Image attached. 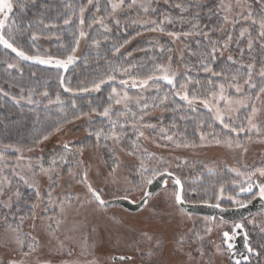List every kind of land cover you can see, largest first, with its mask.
Listing matches in <instances>:
<instances>
[{"label": "snow or ice", "instance_id": "6c2138e0", "mask_svg": "<svg viewBox=\"0 0 264 264\" xmlns=\"http://www.w3.org/2000/svg\"><path fill=\"white\" fill-rule=\"evenodd\" d=\"M264 4V0H260ZM153 0H107V6L104 8V14L100 16H93L90 23L85 19V11L89 5L95 8L96 13H100L101 9L97 2L94 3V0H87V4H82L79 7V32L78 37L75 40L76 46L72 47L66 58H54L48 56L47 58L41 57L39 55H29L27 54L17 43L16 36V20L12 17L14 2L13 0H0V46H3L4 49L10 50L12 53H15V56L19 60L23 61H34L42 65H51L58 69L67 70L69 65L73 64L76 57L75 53L77 51V46L79 45L80 38H85L88 36V33L84 30L86 28H92L93 25H99L105 32L110 31L107 18L111 17L114 22L119 25L120 20L117 18V14L123 12L125 8L128 11L139 10L142 11L145 15L151 16L152 14L158 13L157 8L152 7ZM165 4H169L171 7L175 8L179 12L178 17L160 13L156 19H146L141 24V27L145 31L153 33H164L166 34L171 42L175 43L177 41L184 44L183 51H187L190 56H196L198 58V63L195 65L185 64V72L178 74L173 68L172 63L174 60L173 55L167 56V64L165 63H156L154 68L151 71V74H147L143 77L131 75L130 70L137 67V65L132 64L129 67H114L110 65L111 72L106 73L105 77H101L99 81H93L90 87H80L78 89H73L71 86H66L64 82V77L61 75L59 77L60 87L63 88L65 92H89V91H100L101 86L108 82L117 81V73H122L129 76V79L120 78L118 81V87L113 86L111 92L109 93V100L114 101L115 105L123 104V110H117L114 112L113 104L109 103L107 107L103 108V111H99L97 108H93L91 112L81 111L79 115H73L72 119L69 120L64 118L58 120L55 124L49 129L43 130L42 134H38L33 137L30 144L27 146H21L16 144H5L0 141V229H3L6 234L5 247L10 248L13 255L7 261V264H33L32 257L37 256L40 250V245L38 241L31 236L30 233H24L22 230L23 223L26 219H32L33 221L42 218V214L36 213L35 209L38 206H44V212L48 211L46 204H52V192L49 190L47 195V201L41 195L37 184L35 183L36 178L39 175L48 176L49 180L52 182L49 185V188L55 185L54 177L59 178L63 172L64 167H67L68 175L75 179L78 183L84 184L86 186L85 192V203L95 204L97 208H106L108 206V201L103 197L104 191L107 188H112V195L116 199L128 200L130 203H137L136 200L131 199L134 192L141 193L140 201L142 205L147 207L149 205V198L153 196V193L148 190L149 186L155 183L158 180H162L164 177L172 178L173 184L175 185V191L173 193L174 203L180 207L181 212L184 211L183 205L185 204V197L183 193V184L179 177L174 176V173L170 170V164L163 157H149L151 161L155 162V166L149 167L145 163L146 158H140L139 165L133 167L129 170L128 175L123 178L121 181L118 169L120 167L118 158H114V164L110 167L108 172V177H106L107 186L105 189L95 188L89 181L87 166H84L83 171L81 167L83 161L76 159L75 165L76 169L74 170L71 166V160L69 157L74 158L76 152L83 153L84 147H79L76 151H73L71 142H65L62 145V152L54 153L48 160L47 166H45L44 158L39 157L33 163L29 160L27 163L24 162L23 153L25 151H32L33 148L39 146L43 141L49 139L54 133L60 132L66 124L73 123L75 120H79L82 117H90L95 114L100 117L106 118L108 121L107 129L105 127H100L95 130L94 134L97 141V146H99L101 141L107 142L112 141L114 145L119 146L122 141L126 138L127 127H131L133 130V135L136 136V139L132 141L131 148L132 150L128 151L129 156L137 157V147L139 139L145 136V128L154 129L155 125L144 123V117L148 114L150 108L155 107H164L165 102L169 101L172 98V102L175 103V97H178L183 104H176V110H183L187 108L190 111H196V105H202L207 109L210 114V121L218 122L222 126V130H227L228 134H236L238 137L241 133L248 136L251 139L250 133L255 131L258 138L264 139V128L257 125L255 122V117L259 108L257 106V101L260 102L261 106H264V66H262L258 72H255V63L243 62L244 49H240L239 59L233 55L227 56V67L222 68L220 71L215 70L214 63L218 54L223 55L225 51H230L231 43L234 40V35L230 31L224 30V25L231 23L236 25L243 20L246 23H249L250 26H258L259 38L264 41V9L261 10L259 18H257L253 12L250 10V6L247 5V0H236L235 4L228 3L224 4L221 0V7L223 8L225 15L223 17V24L221 25V31L224 32V38L213 39L211 31H204L200 29L198 23H194L193 20L198 19L200 13L197 11L193 16V20H189L187 15L192 11L193 8H200L201 5L193 3V0H164ZM21 7L24 5L21 4ZM68 9L71 10V15H67V18L63 19L64 25H69L72 23L73 17L76 15L75 8L72 4L68 5ZM232 14L231 17L229 14ZM137 23V21H133ZM189 24L190 27L187 31L169 30L167 26L175 24ZM40 24H44V21L41 20ZM48 25H45L47 27ZM31 27V25H30ZM140 33H137L139 35ZM248 34V50L252 51L254 41L251 38V33L248 28H241L239 36L235 37L237 46L241 40ZM201 37V39L196 40V50H192L190 43L188 42L189 37ZM37 35L33 33L31 40L35 41ZM107 40V36L104 37ZM92 43L98 45L99 41L93 39ZM129 43L128 40H125L123 44L118 46L113 45L114 52L119 53L120 49L124 47L125 44ZM153 48L156 49L157 45L154 44ZM261 50L264 51V43H261ZM158 51L162 54L158 59H163V53H173L174 49L166 47L163 44L158 45ZM183 60V56L180 58ZM232 66L235 67V70L232 71ZM9 69L15 68L16 63H7ZM193 70L197 72H203L209 74V78L206 81V85L202 83L200 79L194 78L192 76ZM230 73V75H229ZM35 75V73H33ZM258 75L259 80L254 79V76ZM213 78H222L220 82H217ZM132 88H139L141 90L147 89L149 87L154 88L157 93L163 92V96H155L152 98V103L149 104L147 100L143 97H136V106L138 111H132L129 106L130 102L133 100V97L129 95L126 89L129 86ZM7 83V81H6ZM163 85V87H162ZM193 86V87H190ZM9 87H16L19 89L18 96H12L17 103L21 101H26L28 104H37L40 103V99H34V97H40L47 99L48 105L53 104H63L61 95L59 92L56 93L55 98L52 99L47 90L43 92H38L35 88H28L27 90L23 85H9ZM166 88L167 90H164ZM195 89V90H193ZM0 93H3L4 96H9L8 91H4L3 88H0ZM77 103L75 100H72V108L75 109ZM250 109V112L246 114L243 120L239 119L238 113L241 110ZM115 115V119L113 116ZM131 116V124H128V117ZM236 116V119H233V116ZM121 117H124L125 120L123 123L120 122ZM181 119H184L182 116ZM39 117H37V121ZM36 123V122H34ZM206 122L201 120L199 124L203 126ZM208 128L213 127L212 122H207L206 125ZM117 129H120L119 131ZM161 132L164 133V130L161 129ZM163 139L174 142L173 135H168L164 133ZM201 141L206 139V135L202 132L200 136ZM222 141L217 139L215 143L219 144ZM229 147L233 146L241 148L243 147L242 143L236 139L234 141L231 135H228L227 138L223 141ZM105 143V147H107ZM188 147L195 146L189 145L187 143H176V147ZM8 150H11L15 155L16 164L12 166L11 176L4 175V169L8 167L9 156L6 155ZM110 152H115V147L109 148ZM60 169V172H57V169ZM18 169H27L28 173H31V182L28 176L23 171H18ZM236 171L239 176L244 177V181L239 184V192L235 196H229L228 199L232 200L234 203L238 204L240 207H246V204L237 200L236 196H239L242 193L252 194L253 198L258 196L261 200H264V180L256 182L253 180V177L264 178V167H257L248 172H242L238 169H233ZM12 177L18 178L22 181L27 187L35 189V198L36 200L31 202L28 208V212H23V210L18 206L20 192L19 189L15 192H12ZM233 184H237V181H233ZM164 186L167 187V181H164ZM254 188L258 189V192L254 193ZM224 193V187L221 185L220 191L216 194V199L220 200ZM7 196V200L4 197ZM13 196L16 197L14 203ZM68 202L71 201V197L65 198ZM79 199V197H77ZM39 202V203H37ZM56 203L61 207L63 211V206L65 201L57 200ZM250 203V201H249ZM214 207H219V204L213 205ZM9 216L12 217L9 220ZM49 223L48 228H52V217H47ZM35 227V225H33ZM57 227H59V222H57ZM243 225L240 223H235L231 230H224L221 233V244L216 245V253L223 255L228 253L233 257V264H241V261L244 262L250 261L251 255L259 256L252 246L247 232H243L244 247L247 250L248 255L241 253V259H235V244L234 241L238 235V230H243ZM212 231L211 227L206 229L207 233ZM146 240L149 242L152 241V237L147 233H142ZM197 240H202L203 237L199 234H196ZM178 251H183L185 238L183 236L177 241ZM159 246L157 242L156 247ZM261 250L264 251V245H261ZM196 251L200 256V264H203L206 253L202 247H198ZM149 255H153V252L150 251ZM189 261L194 259L192 252L187 253ZM117 259V258H114ZM120 261L130 260V256H119ZM3 264V262H0ZM34 264H49L48 261H41L39 258L34 262ZM88 264H98L97 260L89 261ZM207 264H211L209 260Z\"/></svg>", "mask_w": 264, "mask_h": 264}, {"label": "rangeland", "instance_id": "374dc122", "mask_svg": "<svg viewBox=\"0 0 264 264\" xmlns=\"http://www.w3.org/2000/svg\"><path fill=\"white\" fill-rule=\"evenodd\" d=\"M200 1L207 3L211 0ZM223 2L224 4H235L236 0H223ZM159 3H164V0H153L152 7L153 4ZM247 5L251 8V4L247 3ZM221 9L225 15L222 7ZM131 12L137 17L144 14L135 9ZM231 15L230 13L229 16L231 17ZM225 26L231 28L234 25L229 23ZM176 51L174 60L181 57L180 49H176ZM262 63L264 64V58ZM172 68L179 74L180 69L176 63H172ZM260 68L257 69V74ZM254 79H259L258 75ZM129 95L133 97L129 106L136 105V97L132 96L131 93ZM257 106L259 111L255 117V122L264 128V106H261L259 101H257ZM117 107H123V104L117 105ZM195 107L196 110L208 113L202 105L197 104ZM244 111L245 114L243 115ZM249 112L250 109L241 110L238 113L239 119L243 120ZM94 118H96L95 114L84 120L90 122ZM233 119H236L235 115ZM85 121L76 122L68 130L56 133L57 136L44 147L48 148L53 143L61 146L65 142L78 139L82 132L77 133V128H80L81 123H86ZM214 123L216 126L222 127L218 122ZM163 130L164 133L173 135L175 143L163 139L164 133L161 132L158 125H155L154 129H144L145 136L140 138L136 149L137 157L127 154L131 150V143L136 139V136H131L129 140L125 139L129 149L121 144L116 146L112 141L107 147L102 145L85 147L82 154L78 152L79 160L83 161L81 171H83L84 166H87L90 183L95 188L105 189L107 186L106 177H108L110 167L114 164V158L119 160L118 172L121 181H123L129 170L139 165L140 159L138 157L146 158L145 163L149 167L155 166V162L147 158L152 156L163 157L169 162L170 170L178 175L186 185L185 202L191 204L205 202V204H219L222 207H239L238 204L228 199L229 196H235L239 191V184L244 181V177L239 176L233 169L248 172L257 167H264V139L258 138L255 131L249 134L251 139L243 133L238 137L235 134L233 136L234 141L238 139L243 145V147L237 148L235 143L231 147L223 143L227 137L221 132L205 134L206 139L201 141V134L198 132L196 139L192 129L189 137L192 141L188 143L184 140L183 131H176L173 128L172 130L166 128ZM217 139L222 142L215 143ZM176 143H187L195 146L176 147ZM112 147H115L114 153L109 151V148ZM42 150L43 147L37 146L32 151H25L23 153L24 162L27 163L31 160L35 163ZM8 152L6 155L9 156V162L8 167L4 169V175L11 176L12 166L17 163L15 159L17 154H13L11 150ZM72 165L75 170L76 165ZM18 171H23L31 182V173H28L27 169H18ZM57 172H60L59 168ZM204 177L211 178L201 185L199 181ZM53 179L55 185L49 188L52 182L48 176L39 175L36 178L35 183L44 200L47 201L46 193L51 190L53 203L45 205L48 209L46 213L44 206H38L35 211L42 214V218L35 221L26 219L22 227L23 232L30 233L40 245L38 257L33 256L31 258L33 264L37 258L41 261H48L49 264H88L94 259L97 260L98 264H200V256L196 251L198 247H202L206 253L203 264H207L209 260L211 264H231L227 253L223 255L216 253V245L222 243V231H230L234 225L217 218L181 212L174 203L175 185L169 180H167V187L163 186L149 199L147 207L144 206L137 212H129L119 206L97 208L95 204L85 203L86 186L69 176L67 167H64L59 178L54 177ZM12 180V192H15L17 188L19 189L18 206L26 213L31 202L36 200L35 189L27 187L16 177H12ZM253 180L260 182L264 178L253 177ZM233 181H237V184H233ZM213 182H216L218 186L215 187ZM209 184L212 185L208 187ZM221 185L224 187V193L221 199L217 200L216 194L219 193ZM112 191V188H107L104 191L103 197L106 201L116 199L112 195ZM28 192H32L33 195L25 196ZM69 196L72 198L70 202L65 199ZM140 196L141 193L134 192L131 199L138 202ZM7 198V196L4 197L5 200ZM236 199L247 204L254 198L252 195L243 198L236 197ZM57 200L65 201L63 211L56 203ZM13 201L15 203V196H13ZM260 214H262L261 217L256 214L242 221L243 226L264 234V212ZM47 217H52L51 230L48 228ZM11 219L12 217L9 216V220ZM57 222H59V227H57ZM208 227L212 228L210 233L206 232ZM142 233L150 235L152 241L146 240ZM196 234L202 236L203 239L197 240ZM181 236L185 238V244L183 251H178L177 241ZM5 240L6 234L3 229H0V262L3 264H7L10 256L13 255L10 248L5 247ZM157 242L159 243L158 247H156ZM252 247L259 252V258L255 256L247 264H264V251L261 250V246L253 244ZM150 251L153 252V255L148 254ZM189 251L194 257L192 261H189L187 255ZM119 256H130L131 259L126 261L113 260Z\"/></svg>", "mask_w": 264, "mask_h": 264}, {"label": "trees", "instance_id": "16d2710c", "mask_svg": "<svg viewBox=\"0 0 264 264\" xmlns=\"http://www.w3.org/2000/svg\"><path fill=\"white\" fill-rule=\"evenodd\" d=\"M13 2L14 11L11 15L17 22L16 36L19 46L29 55H39L44 58H47L48 56L54 58H66L71 48L76 46L75 40L78 37L80 28L78 10L82 4H87V0H13ZM95 2H97V0H94V3ZM172 2L174 3L176 0H172ZM98 3L101 9L100 13H96L95 8L91 5L87 7L84 16L88 23L91 22L93 16L98 17L104 14L107 0H98ZM193 3L199 4L201 7L193 8L191 12L186 14L187 18L193 20L195 12L198 11L200 15L198 19L193 20V22L198 23L200 29L204 31L215 30L211 31L213 39L224 38V32L220 30L224 17L220 4L221 0H211L207 3L200 0H193ZM247 3L251 4L250 10L257 18H259L261 10L264 9V4H262L260 0H247ZM21 4L24 6L21 7ZM69 4L74 6L76 15L73 17L71 24L64 25L63 19L67 18V15H71V10L68 9ZM153 8H157L158 13L152 14L151 16L143 14L138 17L134 16L131 11H128L127 8H125L123 12L118 13V19L120 20L119 25H117L111 17L107 18L106 22H108L110 29V31L107 32H105L99 25L95 24L90 29L85 27L84 30L88 33V36L80 38L77 51L74 54L76 59L73 64L69 65L67 70L58 69L51 65H42L34 61L19 60L14 53L0 46V88H3L4 91L10 93L9 96H4L3 93H0V141L5 144L27 146L30 144L33 137L42 134L45 129L50 130L56 121L64 118L71 120L73 115H79L81 111L91 112L93 108L103 111V108L107 107L109 103L113 104L114 112L117 110H123V107H117V105L114 104V101L109 100V93L113 86H119L118 81L120 78L129 79L128 75L117 73V81L115 83H105L101 86L100 91H77L75 93L65 92L63 88L60 87L59 77L61 75L64 77L65 85L71 86L73 89L90 87L93 81L98 82L101 77H105L106 73L111 72L110 65L127 68L129 65L135 64L137 67L130 70L131 75L143 77L147 74H151L156 63L166 64L168 62V55H173L175 57L177 52L176 49H180L181 56H183V60L180 59L181 57L173 60V64L176 63V65L179 66V74L185 72V64H197L198 58L196 56H190L187 51H183V43L179 41L173 43L166 34L148 32L141 27L144 20L156 19L160 13L174 17L180 15L178 10L171 7L169 4H153ZM41 20L44 21V24H40ZM133 21H137V23H134ZM45 25L48 26L45 27ZM167 27L169 30L175 28V30L178 31L181 29L187 31L190 25H181L177 23ZM241 28H248L251 33V38L254 41L251 52H249L247 47L249 39L248 34H246L241 40L239 47L237 46L235 37L239 36ZM224 30L232 32L234 40L231 43L230 51H225L223 55L218 54L217 60L213 62L215 70L220 71L222 68L227 67L228 55H233L239 59L240 49H244L243 62L245 64L254 62L255 72H257V69L264 65L262 63L264 51L261 50V43H264V41L258 36V26H250L249 23L240 20L238 24L231 28L224 25ZM33 33L38 37L35 41L31 40ZM137 33L140 34L137 35ZM105 36H107V40L104 39ZM93 39L98 40L99 44L94 45L92 43ZM197 39H201V37L193 36L188 38L192 50H196ZM125 40H128L129 43L125 44L124 47L120 49L119 53L114 52L113 45L118 46L119 44H123ZM154 44L157 45L156 49L153 48ZM159 44L174 49V52H165L163 53L164 58L158 59L162 55L158 51ZM7 63H16V67L9 69ZM235 67L237 66H232V71L235 70ZM33 73H35V75H33ZM192 76L200 79L205 85L209 78V74L197 72L195 70H193ZM213 79L220 82L222 78ZM258 80L259 79H257V81ZM13 84L23 85L26 90L28 88H35L38 92L47 90L52 99H54L56 93L59 92L63 104L48 105L47 99L38 96L34 97V99H40V103L28 104L26 101L17 103L12 99V96H18L20 93L18 88L9 87V85ZM130 84L131 81L129 82V86L124 90L131 93L132 96L143 97L149 104L152 103L153 97L157 95L163 96V92L157 93L152 87L141 90L139 88H132ZM164 90L167 89L164 88ZM174 99L175 103H173L172 98H170L169 101L165 102L164 107L150 108L148 114L144 117V123L158 125L161 129L166 128L167 130H172L173 128L176 131H183L182 134L184 135V140L188 143L192 141L189 138L192 129L195 132L196 139L198 132L200 134L202 132L204 134L221 132L222 134H225L226 137L228 135H231L232 137L235 136V134H228L227 130H222V127L216 126L213 121H210V115L208 113L206 114L205 111L196 110L193 112L187 108L176 110V104H183V102L180 101L178 97H175ZM72 100H75L77 103L75 109L72 108ZM130 107L132 111H138L136 105H130ZM242 114L244 115L245 111ZM97 116L98 115H95L96 118L90 122L84 120L87 117H82L79 120L73 121V123L66 124L60 131L64 132L68 130L72 125L76 124V122H86L81 123L80 128H77L76 132H82V135L71 142L73 151H76L79 147L85 148L97 145L95 135L90 134V132L94 133L95 130L100 127H105L106 129L108 127L107 119ZM182 116L184 119H181ZM37 117H39L38 121ZM113 118H116L115 115ZM119 119L121 123L125 120L124 117ZM201 120L206 122L203 126L199 124ZM207 122L214 123L213 127L208 128L206 126ZM128 124H131L130 115L128 117ZM117 130L119 131L120 129ZM56 136V133H54L48 140L43 141L39 145L43 147L40 157L44 158L45 166L54 153L62 152V145H56L57 143L52 142V146H48V148L44 147V145L50 144ZM131 136H134L133 130L131 127H127L125 139L129 140ZM125 139L122 141L121 145L129 149L130 147ZM110 142L111 141H101L99 146H105V143L108 145ZM69 159L71 160V165H75V160L79 159L78 152H76L74 158L69 157ZM174 176L179 177L176 174H174ZM209 178L211 177H204L199 183L202 185L205 181L209 180ZM215 178L217 179L218 177ZM181 181L183 184L184 195L186 185L182 179ZM213 184L215 187L218 186L216 182H213ZM211 185L209 184L208 187ZM28 195L33 194L32 192L25 194V196ZM197 204H205V202ZM258 215L261 217L262 214ZM244 228L248 233V236L252 239V245H264V234L259 233L257 230L254 231L253 229L249 230L246 227Z\"/></svg>", "mask_w": 264, "mask_h": 264}, {"label": "water", "instance_id": "95a60500", "mask_svg": "<svg viewBox=\"0 0 264 264\" xmlns=\"http://www.w3.org/2000/svg\"><path fill=\"white\" fill-rule=\"evenodd\" d=\"M165 180L166 181L169 180L173 183L172 178L164 177L162 180H158L155 183H153L151 186H149L148 190L151 191L153 195L156 194L158 191H160L163 188ZM255 190L256 189L254 188V192ZM250 196H252V194L242 193L236 197L243 198V197H250ZM139 201L137 203H130L128 200L113 199V200L108 201L109 203L107 207L119 206L129 212H137L144 207V205L139 203ZM213 205L214 204H191V203L185 202V204L183 205V208H184V212L186 213L198 215V216H205L208 218H217L220 221L227 222L229 224H235V223L242 224V221H244L248 217L264 212V200H261L259 197H255L252 201H250V203L246 204V207L239 206V207L226 208L220 205L219 207H214ZM243 232H246L244 227L242 231L238 230V235L236 236V239L234 241L235 259H241V255H240L241 253L248 255L247 250L244 247ZM115 258L117 259H113L114 261L119 260L118 257H115ZM229 260L231 264H233V257L230 255H229ZM248 262H244L242 260L241 264H245Z\"/></svg>", "mask_w": 264, "mask_h": 264}, {"label": "flooded vegetation", "instance_id": "af4514ba", "mask_svg": "<svg viewBox=\"0 0 264 264\" xmlns=\"http://www.w3.org/2000/svg\"><path fill=\"white\" fill-rule=\"evenodd\" d=\"M256 191H257V189H256ZM256 191H255V192H256ZM256 197H258V196H256ZM247 204H248V203H247ZM226 223H227V222H226ZM232 225H234V224H232ZM245 231H246V230H245ZM249 238H250V237H249ZM250 239H251V238H250ZM250 242H251V246H252V239H251ZM254 257H255L254 255H251L250 261H251ZM257 258H259V257L257 256ZM250 261H249V262H250ZM249 262H248V263H249ZM245 264H247V263H245Z\"/></svg>", "mask_w": 264, "mask_h": 264}]
</instances>
